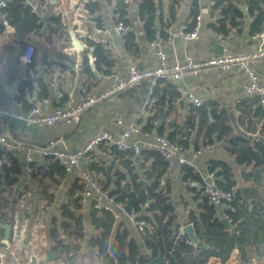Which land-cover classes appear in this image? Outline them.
<instances>
[{"label": "crops", "instance_id": "1", "mask_svg": "<svg viewBox=\"0 0 264 264\" xmlns=\"http://www.w3.org/2000/svg\"><path fill=\"white\" fill-rule=\"evenodd\" d=\"M98 1L101 5V11H96L94 14L89 12L88 4ZM135 0H130L134 3ZM249 0H229L230 3L236 5L237 9L243 14L241 8L246 6V14L243 15L239 26L231 27L230 20L226 22V32L219 29V21L222 18L220 12L214 10L215 0H184L178 9L176 19L172 21L169 16L170 0H161L162 15L156 22V32H165L168 29H173L185 22L191 21V13L195 3L198 2L199 14L203 17V23L226 36L225 39H217L215 36L202 31L200 38L191 43H185L181 40H176L172 46L166 51L167 57L171 63L181 62L187 56L196 59H210L214 56L232 53H251L261 47L258 40L253 39L256 33L264 29V0H260V11H254L250 14ZM40 7L42 14L46 17L42 19L35 8L32 7V13L37 17L35 28L25 37L21 38L15 26L12 24V19L7 18L0 10V48L3 45L13 44L16 47V58L18 51H23L28 45H33L36 48L34 55L35 65L31 68L26 66L21 60V56L17 58L20 61L18 66L17 78L10 79L2 69L1 76V92L0 106L9 110L11 115L0 116V135L6 136L11 140L27 146L45 145L50 140L58 142V147L66 150H78L84 147L97 132L108 131L113 136H120L126 127L133 122L139 108L145 103L149 92V84L147 82L127 88L123 92L110 95L98 102L90 111L81 116L80 122L73 126H59L58 128H37L27 127L24 122L18 119V115L27 112L33 107H41L46 112H51L61 106L69 99H82L86 96L99 97L107 92L110 88L108 76L118 74L125 77L131 65L136 66L139 70L154 67L157 63L155 53L147 47L148 40L143 22L138 19L135 11L131 14L133 26L137 34L140 44V51L134 56L128 55L125 51V42L123 37L116 34L114 31L117 22L113 16V7L108 0H33ZM158 2V1H157ZM134 8L136 3H134ZM261 18L258 19V14ZM160 15V14H159ZM99 19L100 22L96 19ZM257 22L256 26L253 24ZM70 27V29H69ZM130 28V27H129ZM158 30V31H157ZM72 37L78 40L83 46V56L73 46ZM92 44H102L105 49L110 51L115 58V63L111 70L103 73L97 68V59L94 55L95 47ZM85 63H88L90 72L85 71ZM253 70L262 81H264V61H259L253 67ZM43 71V74H41ZM28 77L35 80L34 92L27 96V103L20 104L16 101L15 96L19 93V89ZM38 79L43 80L47 87L48 97H40V88ZM18 82L14 95L6 93L4 83L12 85ZM171 87L172 94L176 92L178 95L175 101L171 104L168 99L169 92L167 85H159L156 89L154 108L157 100L162 99L158 107L161 108V113L157 122L162 115L166 117L161 122L160 127H163V135H169L176 130V140L181 144L185 142L187 134H191L189 145L198 146L203 149V155L196 161L198 173L206 174V166H212L215 162H225L232 168L236 179V189L241 190L243 200L251 211L255 203L262 204L264 210V167L258 168L263 176V179L258 178L254 174L253 169L239 166L234 158L226 151L227 141L215 139L211 144H206V139L203 135L197 134L200 119L196 120L195 128L189 132L186 129V121L191 117L190 111L192 106L184 99V93L190 91L203 100V106L216 104L218 113L224 110L229 115L228 123L232 126L235 135L245 134L252 139L251 142L258 141L259 137H264L260 133L261 126L264 121H259L256 124V131L251 133L246 131V127L239 120L241 100L244 98L243 90L249 82V77L244 71L238 67H232L229 70H213L206 72H198L192 77H187L180 81H167ZM173 113L170 115L169 111ZM210 109V108H208ZM209 121L214 122L213 115L208 112ZM124 117V125H118L117 119ZM188 139V138H187ZM140 137H135L128 142L130 147L140 141ZM183 145V144H182ZM210 146V148H206ZM23 162V173L21 181L28 183L30 180L26 177V166ZM46 161H38V167L46 164ZM116 169L125 171L119 161L111 162ZM256 169V168H255ZM219 171V170H218ZM202 176V175H201ZM200 176V177H201ZM58 184L53 185L50 193L54 196V201L48 203L43 198L39 201L46 203V209L50 208L53 211L59 212L61 204L66 200V191L72 187L76 180H80L77 176L63 175L56 178ZM165 180L169 183L171 194L170 199L173 203L178 220L176 224L180 225L183 219H189L190 211L196 215L202 213L200 203L196 200V191L201 190L199 183H186L183 181L182 167L176 165L166 172ZM222 180V178H221ZM21 185L16 188L22 189ZM257 190L256 196L247 195V190ZM34 195H36L34 193ZM216 216L221 218L220 212L215 211ZM13 216L24 217V212L20 209L11 213ZM226 215V214H225ZM229 218V217H228ZM230 219V218H229ZM231 221V219H230ZM124 223L128 227L132 236L136 238L143 252H146L143 245L141 233H137L134 229L128 226L124 221L118 220L117 224ZM6 223H9L7 221ZM2 224V223H1ZM0 224V225H1ZM22 224H24L22 222ZM116 224V225H117ZM232 229L227 230L232 232L235 225L232 223ZM15 233H21V240L26 238L24 228L17 230V225L14 226ZM87 227L91 228L89 224ZM262 230V231H261ZM260 230V234L264 233V227ZM6 238L2 237L0 246V264H66L58 255L49 258L50 249L48 245L36 256L27 257L26 248L18 250L19 242L5 243ZM42 239V238H41ZM15 243V244H14ZM34 244V243H33ZM195 255L196 252L192 251ZM200 253V252H199ZM250 255L248 264H264V242L256 244L255 247L249 248ZM199 255V254H198ZM77 264H85L83 254L76 256ZM87 262V261H86ZM205 264H241L240 250L235 249L229 260L222 262L221 259L210 258Z\"/></svg>", "mask_w": 264, "mask_h": 264}, {"label": "trees", "instance_id": "2", "mask_svg": "<svg viewBox=\"0 0 264 264\" xmlns=\"http://www.w3.org/2000/svg\"><path fill=\"white\" fill-rule=\"evenodd\" d=\"M158 1V2H157ZM184 0H170L169 16L176 19L178 9ZM113 7V16L116 22H124L130 27V30L123 36L125 42V51L128 55L134 56L140 51L137 34L133 26L131 14L136 12L138 19L143 22L144 32L148 40H152L156 33V22L162 15L161 0H108ZM250 14L254 11H260V0H249ZM89 12L94 14L101 11V5L98 1L88 4ZM214 10L220 12L222 17L219 21V29L226 32V22L230 20L231 27L239 26L243 14L237 9L236 5L229 0H215ZM198 2L195 3L191 17V23L195 22L199 14ZM3 14L12 19V24L18 35L25 38L34 28L36 16L32 13V7L27 0H9L8 7L3 10ZM160 14V15H159ZM258 14V19L261 18ZM159 16V18H158ZM100 22V20L97 18ZM257 22L253 24L255 27ZM1 32V29H0ZM95 47L94 55L97 59V68L103 73L111 70L115 58L110 51L105 49L102 44H92ZM19 59L16 58V47L3 45L0 48V81L2 69L8 78L15 79L18 74ZM35 65V60L29 68ZM85 71L90 72L88 63H85ZM35 80L28 77L23 82L19 93L15 99L20 104L27 103V96L34 92ZM167 85L169 92V101L171 104L175 101L176 92L172 94L171 85L167 81H162L159 85ZM40 88V97H48V91L43 80L38 79ZM155 89V95L157 90ZM1 92V83H0ZM159 96V95H158ZM160 97V96H159ZM162 99L157 100L154 108L151 109L152 117L143 127L144 131L163 134V127L157 129L156 121L160 117ZM210 108V109H208ZM30 110V109H29ZM242 124L245 125L247 132H255L257 122L264 121V108L261 106L248 107L243 103L239 107ZM216 104L210 106H194L190 111L191 117L186 121V129L192 131L195 128L197 119H200V125L197 129L198 135H203L206 144H211L215 139H224L227 141L226 151L234 158L239 166L249 169L264 167V144L259 141L251 142L252 139L245 134L235 135L232 126L228 123L229 115L226 111L220 110L218 113ZM213 115L214 122L209 121V115ZM172 108L169 111L171 115ZM260 133L264 135V122ZM176 130L167 135L169 139L176 142ZM191 134H187L184 147H189ZM198 148V146H196ZM114 160L119 161V165L125 171L116 169L113 164H107L104 160L93 163L92 167L99 172L101 184L110 195L122 201H127L130 208L142 214V218L148 226L141 234L144 249L143 252L138 241L132 236L128 227L124 223L117 224L114 214L109 212L87 214L82 213L80 197L77 193L81 189L80 180H76L71 188L66 191V200L61 204L59 210L60 220L53 218L50 223L49 235L51 253H54L63 259L66 264H77L76 256L83 248H86V257L90 256L93 264H149L151 259L161 255L164 262L161 264H205L210 258H219L222 262L229 260L235 249L240 250L241 264H248L250 255L248 249L255 247L258 243L264 242V233L260 230L264 227V210L262 204L255 203L251 211L248 210L241 190L236 189V179L232 168L225 162H215L211 168L216 170L217 175L222 178L221 185L228 191L236 192L235 199L230 203L231 208L225 210V214L235 225V229L230 232L220 224L216 216L214 207L209 204V200L203 195L202 191H196V200L201 201L200 216L190 211L189 223L195 227L200 239L212 249H200L196 258L190 252H185L187 248V239L180 237L179 227L176 224L178 217L176 209L170 199V185L165 180L167 172V163L164 158L150 150H142L139 156L134 158L132 150L121 151L116 148L110 149ZM23 162L11 152L0 151V224L8 221L9 214L13 204V194L15 188L23 184L22 191L18 200L23 194L31 192L32 200L39 203L43 198L48 203L54 201V196L50 193L53 185L58 184L56 178L65 175L63 168L52 160L46 164L36 167L31 174V180L28 183L21 182L23 173ZM219 170V171H218ZM183 181L186 183H203L199 173H194L192 169L182 167ZM34 193L36 195H34ZM258 192L247 190L246 194L256 196ZM31 200V201H32ZM35 209V208H33ZM36 209L38 207L36 206ZM27 213V209L21 211ZM33 224L34 222H30ZM87 224L91 228L87 227ZM117 224V225H116ZM262 231V230H261ZM4 228L0 225V241L4 237ZM66 240H68L66 242ZM0 246L3 244L0 242ZM150 254V258L146 254Z\"/></svg>", "mask_w": 264, "mask_h": 264}, {"label": "built area", "instance_id": "3", "mask_svg": "<svg viewBox=\"0 0 264 264\" xmlns=\"http://www.w3.org/2000/svg\"><path fill=\"white\" fill-rule=\"evenodd\" d=\"M9 0H0V10L8 7ZM130 30L124 22L117 23L114 31L123 37ZM205 31L217 39H225L226 36L213 28L204 25L203 17L198 15L195 22H185L165 32H156L152 40L147 44L150 51L155 53L157 63L152 68L139 70L131 65L127 75L121 77L118 74L108 76L110 88L107 92L95 98L86 96L82 99H69L61 106L51 112L44 111L41 107H33L25 113L19 114L18 119L22 120L27 127L58 128L59 126H73L78 124L81 116L90 111L98 102L106 97L123 92L127 88L143 82L149 84V92L145 103L139 108L136 118L129 124L120 136H113L108 131L97 132L93 138L78 150H66L58 147V142L50 140L45 145L27 146L15 142L6 136L0 135V151L11 152L18 158L21 157L26 166V177L31 180V174L38 167V161L52 160L60 165L64 173L69 176H77L80 179L81 189L77 193L80 197L81 211L84 214L89 212L114 214L117 220H122L137 233H143L147 228V222L142 214L130 208L127 201L118 200L116 196L110 195L101 184V176L92 167L93 163L104 160L111 164L115 156L110 149L116 148L121 151L132 150L134 158L137 159L142 150H150L161 155L167 163V170L176 165L192 169L198 173L196 161L203 155V149L194 145L184 147L180 142H173L167 135L157 132L144 131L143 127L152 117L151 109L154 105L155 89L162 81H180L192 77L198 72L213 70H229L238 67L249 77L248 84L244 87V98L241 100L248 107L261 106L264 108V81L253 70L255 64L264 61V29L256 33L253 39L258 40L261 47L251 53H232L214 56L210 59H196L191 56L181 62L171 63L166 51L176 40L191 43L198 40L200 33ZM36 48L28 45L22 53L21 60L26 66L34 63ZM184 99L192 106L203 105L197 95L190 91L184 93ZM0 116H12L9 110L0 106ZM124 117L117 119L118 125H124ZM140 137L133 147L128 142ZM206 148H210L207 146ZM206 174H200L203 183L200 185L204 196L215 211L220 212V217H228L225 210L231 208L230 203L234 201L236 192L228 191L221 185V178L213 171L211 166H206ZM22 191V190H20ZM32 193L28 192L17 200L16 206L20 211L26 208L27 203L32 200ZM23 217L22 219H24Z\"/></svg>", "mask_w": 264, "mask_h": 264}, {"label": "water", "instance_id": "4", "mask_svg": "<svg viewBox=\"0 0 264 264\" xmlns=\"http://www.w3.org/2000/svg\"><path fill=\"white\" fill-rule=\"evenodd\" d=\"M28 2L31 3V5L35 8V12H37V14L42 18L46 20V17L42 14L41 9L39 6H37L36 2H33V0H27ZM241 10L243 11V15L245 17H248L246 14V6H243L241 8ZM157 27V25H156ZM70 29V27H69ZM158 31V30H157ZM72 41H73V46L75 47V49L80 53L81 57L83 56V46L81 45V43L76 40L74 37H72ZM21 56V51H18L17 54V58H19ZM41 74H43V71H41ZM18 82L12 84V85H8L7 83H4L5 86V91L6 93L10 94V95H14L16 92V88H17ZM166 116L162 115L161 119L157 122V127H159L161 125V122L164 120ZM258 141L262 144H264V137H259ZM254 174L260 178L263 179V176L260 172V170L258 168L254 169ZM23 183V181H21ZM20 189L17 188L15 190V195L17 196L19 193ZM15 203V200H14ZM14 203L12 204V208H11V212H13L14 210ZM219 222L220 224H222L226 230H231L232 229V225H231V221L228 217H221L219 218ZM3 228L6 230V234H5V240L4 242L7 243V239H9L10 237V225H3ZM179 232H180V237L181 238H186L187 239V248L185 249V252H190V251H195V257H198V254L200 252V249H212L211 247H209L208 245H206L198 236V233L195 231V227L192 223H189V220L183 219L182 222L180 223V227H179ZM49 258L53 257L54 255H52L51 253L48 254ZM150 254H146L147 258H150ZM164 262V259L161 255H159V257L151 259V261L149 262V264H161Z\"/></svg>", "mask_w": 264, "mask_h": 264}, {"label": "flooded vegetation", "instance_id": "5", "mask_svg": "<svg viewBox=\"0 0 264 264\" xmlns=\"http://www.w3.org/2000/svg\"><path fill=\"white\" fill-rule=\"evenodd\" d=\"M17 188H15L16 190ZM19 195H20V191L18 193V195L16 196L15 195V191H14V194H13V203H14V200H15V207H14V211H16L17 209V206H16V203H17V200L19 198ZM25 211H24V219H21V217H16L13 216L12 214H9V217H8V221L9 223H6V222H3L1 224V227H3V225H10V237L9 239H7V243L8 242H19L18 244V250H21L22 248H26V255L27 257H32V256H36L38 255L39 253L42 252L43 249L46 248V245H50V235H49V229L47 230V239L44 238V242H43V239L42 240V243H38V236H36V234H38L39 232H37V227H36V224H31L28 220V216L25 215ZM25 223V224H22ZM15 225H17V230H21L22 228H24V232H25V236L26 238H24V240H21V231L19 233H15ZM5 230V229H4ZM5 234H6V230L4 232V237H5ZM37 238V239H35ZM68 240H66L67 242ZM34 243V244H33ZM15 244V243H14ZM4 245V244H3ZM5 247V245L3 246V248ZM51 253V252H49ZM52 255H55L54 253H51Z\"/></svg>", "mask_w": 264, "mask_h": 264}, {"label": "rangeland", "instance_id": "6", "mask_svg": "<svg viewBox=\"0 0 264 264\" xmlns=\"http://www.w3.org/2000/svg\"><path fill=\"white\" fill-rule=\"evenodd\" d=\"M255 191L257 192L256 188H255ZM41 205H42L41 209H36V206L39 207L40 204L37 202V205H36V201H34V200L30 201L26 205L28 215L25 214L26 216H28L29 222H34V224H36L37 232H39L38 234H36V236H38L37 242L40 244L42 243L41 238L43 239V242H44V238L47 239V236H48L47 230L50 227V223H51L52 219L56 218V219L60 220L59 212L53 211L50 208L46 209L45 208L46 207L45 202H43V204L41 203ZM33 208H35V209H33ZM35 239H37V238H35ZM79 254H83L85 256L87 254L86 248H83ZM97 263L98 262L96 261L94 264H97ZM85 264H93V262L90 259V256H89V259H85Z\"/></svg>", "mask_w": 264, "mask_h": 264}]
</instances>
